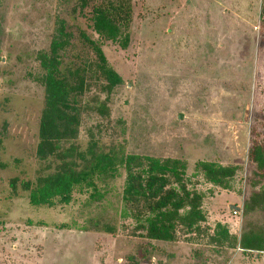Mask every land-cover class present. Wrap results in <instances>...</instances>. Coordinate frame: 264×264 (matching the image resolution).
Listing matches in <instances>:
<instances>
[{"label": "rangeland", "instance_id": "obj_1", "mask_svg": "<svg viewBox=\"0 0 264 264\" xmlns=\"http://www.w3.org/2000/svg\"><path fill=\"white\" fill-rule=\"evenodd\" d=\"M76 3L0 0V264H264V250L217 244L206 229L155 242L141 259L146 241L120 216L122 168L96 179L101 198L88 189L75 190L69 204L28 203L21 182H34L57 164L38 160L35 147L44 105L37 54L48 49L60 17L73 34L63 66L96 60L79 37L83 31L123 79L106 100L105 116L93 108L105 98L100 82L89 81L72 142L84 149L92 135L102 152L184 160L187 186L204 194L205 227L221 222L237 238L256 232L264 249V171L248 160L252 129L264 143L262 0H131L126 48L99 38L71 13ZM198 160L239 170L227 189L211 186L196 170Z\"/></svg>", "mask_w": 264, "mask_h": 264}, {"label": "trees", "instance_id": "obj_2", "mask_svg": "<svg viewBox=\"0 0 264 264\" xmlns=\"http://www.w3.org/2000/svg\"><path fill=\"white\" fill-rule=\"evenodd\" d=\"M94 1L77 0L71 13L84 17L99 38L126 48L130 41L131 0ZM261 19L264 26V0ZM79 37L93 49L96 60L63 66V55L72 44L73 34L60 17L55 20L48 49L37 54L43 71L38 80L44 89V105L38 121L35 155L38 160L53 159L57 164L51 172L37 176L34 182H21L28 203L33 207L69 204L75 190L88 189L92 190L89 196L101 198L96 179L115 177L122 168L120 216L131 220L133 232L146 241L141 259L154 250L155 242H173L179 232L201 236L204 229L211 231L210 240L217 244L226 243L242 251L264 250L263 238L256 232H246L237 238V234H232L221 222H216L211 229L205 227L204 194L187 186L184 160L136 153L120 155L114 149L102 152L92 135L84 149L72 142L79 134L81 115L86 107L82 97L89 88V81L98 80L99 90L105 94L104 100L99 98L93 106L103 116L108 114L106 100L123 83L98 43L83 31ZM251 134L248 160L258 171H264V143L254 138L255 129ZM195 168L201 171L205 182L224 189L239 170L238 165L205 160H198ZM15 184V180H11L14 189ZM261 194L264 195L263 187ZM103 230L114 233L113 226L106 225Z\"/></svg>", "mask_w": 264, "mask_h": 264}, {"label": "built area", "instance_id": "obj_3", "mask_svg": "<svg viewBox=\"0 0 264 264\" xmlns=\"http://www.w3.org/2000/svg\"><path fill=\"white\" fill-rule=\"evenodd\" d=\"M232 214L234 215V216H238L239 214H240V208H233V210H232Z\"/></svg>", "mask_w": 264, "mask_h": 264}, {"label": "water", "instance_id": "obj_4", "mask_svg": "<svg viewBox=\"0 0 264 264\" xmlns=\"http://www.w3.org/2000/svg\"><path fill=\"white\" fill-rule=\"evenodd\" d=\"M234 207V206H233ZM235 208H237V207H235Z\"/></svg>", "mask_w": 264, "mask_h": 264}]
</instances>
